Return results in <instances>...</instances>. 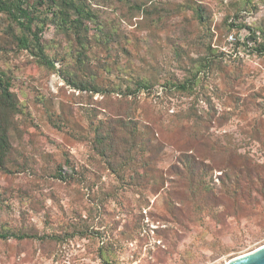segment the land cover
Returning <instances> with one entry per match:
<instances>
[{"label": "rangeland", "instance_id": "rangeland-1", "mask_svg": "<svg viewBox=\"0 0 264 264\" xmlns=\"http://www.w3.org/2000/svg\"><path fill=\"white\" fill-rule=\"evenodd\" d=\"M20 1L35 38L0 12L17 108L0 233L26 238L0 241V264H228L262 248L264 0H74L87 12L76 31L62 0ZM193 76L191 91L172 87ZM127 110L132 153H148L117 175L92 126Z\"/></svg>", "mask_w": 264, "mask_h": 264}, {"label": "trees", "instance_id": "trees-1", "mask_svg": "<svg viewBox=\"0 0 264 264\" xmlns=\"http://www.w3.org/2000/svg\"><path fill=\"white\" fill-rule=\"evenodd\" d=\"M49 1L50 3H54L53 0ZM62 7L66 11H71L76 16L75 19L70 20L69 15L63 13L61 19L64 23L68 22L74 31L84 25L87 12H85L80 5H77L74 0H62ZM0 12L17 24L21 30L34 36L31 32L32 22L29 12L26 8H23L20 0H0ZM17 44L22 49H27L29 40L22 35L17 38ZM34 44H36V48H38L39 53L41 54L37 40ZM253 50L259 54H264V43L254 46ZM207 59L211 60L208 56ZM42 60L44 64L49 65L52 68V64H50L46 58H43ZM194 82L195 78L193 76L192 80H185L175 86L172 84V87L178 92L187 93L193 88ZM137 89V91H139V89L145 91L149 90V87L142 82H137ZM97 92L98 90H94V93ZM129 95H131V93L128 90L123 94L124 97ZM129 111L130 110H127L119 115L116 114L112 119H107L105 121L99 120L92 126V150L96 156L104 161L108 170L114 174L119 173L121 168L128 166V163L133 159L132 154H134L133 156L139 161L148 153L147 146L139 147L137 153H132L133 149L137 147L136 138L139 132L137 123L133 120ZM16 113L17 108L15 99L9 91L7 82L3 80V76L0 73V158L7 153L11 119ZM199 124V121L196 122V125ZM117 165H119V169L116 168ZM143 168H146V164H143ZM192 168L193 167L191 166H184V171L192 175ZM58 180L62 181L61 176H59ZM9 238L23 240L26 236L0 233V241H5Z\"/></svg>", "mask_w": 264, "mask_h": 264}, {"label": "water", "instance_id": "water-1", "mask_svg": "<svg viewBox=\"0 0 264 264\" xmlns=\"http://www.w3.org/2000/svg\"><path fill=\"white\" fill-rule=\"evenodd\" d=\"M228 264H264V246L255 252L236 258Z\"/></svg>", "mask_w": 264, "mask_h": 264}, {"label": "built area", "instance_id": "built-area-1", "mask_svg": "<svg viewBox=\"0 0 264 264\" xmlns=\"http://www.w3.org/2000/svg\"><path fill=\"white\" fill-rule=\"evenodd\" d=\"M240 41H241V43L243 44L242 40H240ZM226 42H227L229 45H233V44L236 42V40L234 39L233 35H228L227 38H226ZM248 43H249V42L247 41V42H246V45H249Z\"/></svg>", "mask_w": 264, "mask_h": 264}]
</instances>
